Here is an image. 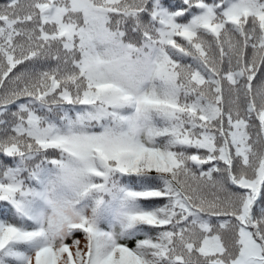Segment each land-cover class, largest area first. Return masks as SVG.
I'll list each match as a JSON object with an SVG mask.
<instances>
[{"label":"snow or ice","instance_id":"obj_1","mask_svg":"<svg viewBox=\"0 0 264 264\" xmlns=\"http://www.w3.org/2000/svg\"><path fill=\"white\" fill-rule=\"evenodd\" d=\"M0 264H264V0H0Z\"/></svg>","mask_w":264,"mask_h":264}]
</instances>
